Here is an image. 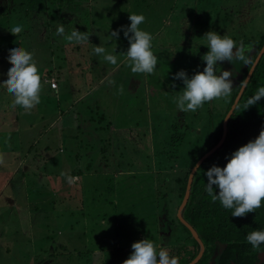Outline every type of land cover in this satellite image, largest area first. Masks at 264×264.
I'll use <instances>...</instances> for the list:
<instances>
[{"label":"rangeland","instance_id":"rangeland-1","mask_svg":"<svg viewBox=\"0 0 264 264\" xmlns=\"http://www.w3.org/2000/svg\"><path fill=\"white\" fill-rule=\"evenodd\" d=\"M62 1L65 2L0 0V79L7 75L11 63L6 58L9 47L19 44L32 53L42 80L40 102L29 110L18 108L23 114L18 122H34L33 133L21 138L23 153L30 154L32 160L0 161V172L11 166L17 175L0 193V229L6 230L4 236L10 240V252L1 264H37L40 249L65 242L70 229L87 233V242L96 249L91 264L101 263L100 257L106 252L103 247L109 251L125 247L130 254L131 244L140 239L156 241L161 233L167 241L174 230L165 229L163 210L151 217V210H141L142 204L133 205L137 200L148 199L151 188H158L165 174L170 177V173L184 168V161L168 166L165 160L158 161V139L166 137V120L176 117L183 127L186 121L191 122L198 133L203 125L208 126L210 140L227 110L222 102L213 99L207 106L213 112L212 122L202 112L204 104L195 112L190 111V118L186 119L175 104L183 84L176 80L173 87V74L183 69L191 76L198 71L199 63L203 70L205 62L201 57L208 51L203 35L207 31L238 36L236 43L240 45L242 39L259 34L264 28V0L210 1L218 5L203 4L205 1L201 0ZM134 2H139V7ZM19 9H23L21 14ZM133 12L144 15L139 27L152 35V51L157 56L152 74L131 72L124 54L128 41L121 26L130 24L128 13ZM174 19L177 23L172 22ZM14 22H21L23 31L9 32L7 29ZM57 24H63L65 33L75 27L89 41L77 44L54 35ZM112 30H119L118 38L110 36ZM95 45L112 52L117 64L93 54ZM233 63L225 60L216 65L217 74L224 70L233 73L229 77L233 87L230 95L241 76ZM48 78L58 80L57 87L46 81ZM10 94L0 86L3 124L10 119ZM3 136L7 135L0 133V139ZM33 138H37L36 142ZM24 174L26 182L20 179ZM66 176L73 178L71 184ZM105 177L114 178L113 193L106 192L111 181ZM96 193H103L110 202L97 199ZM121 196L122 203L118 199ZM74 239L75 246L80 247L79 239ZM57 260L60 263L54 264H70L66 257Z\"/></svg>","mask_w":264,"mask_h":264},{"label":"trees","instance_id":"trees-1","mask_svg":"<svg viewBox=\"0 0 264 264\" xmlns=\"http://www.w3.org/2000/svg\"><path fill=\"white\" fill-rule=\"evenodd\" d=\"M64 2L61 0L59 4H63ZM14 9L16 8H13V12H16ZM19 11L21 14L23 9H19ZM27 15H29V11ZM27 22H29V25L30 21L27 20ZM243 37L245 38L246 35ZM238 38V36H235L232 39L237 41L240 39ZM241 41L244 45L249 46V63L243 65L242 62L234 61L233 65L238 66L237 73L241 74L235 90L228 99L215 98L216 101L222 102L227 110L222 116L220 124L212 138L210 140L207 139L208 126L203 125L201 132L198 133L199 131L193 130V123L186 121L183 127L176 117L169 116L166 120V128L163 130L166 137L164 140L160 139V137L158 139L157 158L158 161L165 160V166H168V164L172 165L174 161H184V168L178 173H170V177H168L169 173L165 174L167 176L164 182L159 181L158 188H151L153 192L148 199L144 200L142 198L140 201L137 200L133 203L135 206L142 204L141 210L144 208L151 210V217H157L158 211L161 210L162 212L163 210L164 219L169 222L168 226L167 221L166 225L164 224L166 226L165 229L169 230L170 228L174 232L172 234L170 232L171 236L167 241L163 239V234L161 233H159L160 236H158L156 241H152L157 251L163 248V250L168 252L170 257H177L178 264L189 263L200 252V243L193 236L191 230L178 217V209L186 194L190 172L197 161L222 138L224 119L233 105L250 68L264 46V28L259 34L255 33L252 36H247V38ZM199 65L200 63L197 64L198 71H202ZM262 85H264V52L230 116L228 133L224 143L201 163L192 181L190 196L182 214L197 230L205 245V251L201 259L195 264H264V244L257 249H253L245 240L248 232L264 228V201H262L260 208L244 216L233 217L231 216V210L224 209L219 201L212 202L204 190V185L207 183V177L204 175V172L213 165L223 167L227 162V156L239 146L258 136L261 128L264 127V97L255 104L250 105L247 109H243L247 98L252 96L257 88ZM204 106L202 107V112L206 113L207 120L210 119L212 122L213 112L210 107H207L208 102H205ZM188 113L190 111L184 112L186 119L190 118ZM47 147L48 149L51 148L50 146ZM81 172L82 170L80 169L78 174ZM106 178L111 181V186L105 190L107 193H113L115 188V184L113 183L114 178ZM118 180L121 181V179ZM214 191H218L215 186ZM98 196H101V198H98ZM95 197L101 200L107 199L103 193H96ZM123 198L124 196L118 198L120 199V203L124 202L122 201ZM107 201L110 202L108 199ZM165 211L167 212V217L165 216ZM86 235L85 231L79 233H75L72 229L66 231L65 242L61 241V243H55V245L52 244L46 249L44 247L40 249L41 251L39 250V255L36 256L38 257L37 264H54L55 261H58L59 257L60 259L66 257L70 264L73 262H76V264H91L93 261L92 254H96V249L89 245ZM46 236L49 239L52 238L49 232L46 233ZM74 237L78 238L81 242L80 247L75 246L76 239L72 240ZM106 249V247L102 248V251L106 252L102 253L103 256L100 257V264L122 263L129 255L125 247H117L110 251ZM42 255L44 258L41 257Z\"/></svg>","mask_w":264,"mask_h":264},{"label":"clouds","instance_id":"clouds-1","mask_svg":"<svg viewBox=\"0 0 264 264\" xmlns=\"http://www.w3.org/2000/svg\"><path fill=\"white\" fill-rule=\"evenodd\" d=\"M128 14L130 24L121 26V30L128 41L124 54L130 70L133 73L152 74L157 67V56L152 51V35L139 27L145 17L142 13ZM22 28L21 22H14L7 30L15 34ZM54 35L63 36L65 40L77 44L89 41L88 36L75 27L65 33L63 24H57ZM110 36L118 38L119 30H112ZM203 36L208 49L201 57L205 62L203 70L191 76L183 69L173 74L172 86L175 87L176 80L182 81L183 84L180 94L175 97L176 108L180 112H195L205 102L230 95L233 87L229 77L233 73L224 70L217 74L218 61H239L243 65L249 63V46L237 45L231 37L212 30ZM92 52L109 64H117V57L101 45H95ZM6 58L11 63L6 69L7 75L0 79V86H4L12 94L14 106L29 110L40 102L41 89L40 75L32 53L19 44H13L9 47ZM108 83L111 84L112 81L109 80ZM243 83L246 84V81ZM262 97L264 85L259 86L255 93L247 98L243 109L255 104ZM226 160L223 167L213 165L204 172L207 177L204 190L212 202L219 201L224 209L231 210V216L241 217L260 208L264 201V127L258 136L239 146ZM65 178L69 184L72 183L71 176ZM214 186L218 191H214ZM245 240L253 249L259 248L264 244V228L248 232ZM131 249L122 264H178L177 257H170L163 248L157 251L154 242L149 238L133 242Z\"/></svg>","mask_w":264,"mask_h":264},{"label":"crops","instance_id":"crops-1","mask_svg":"<svg viewBox=\"0 0 264 264\" xmlns=\"http://www.w3.org/2000/svg\"><path fill=\"white\" fill-rule=\"evenodd\" d=\"M201 1H205L203 4H209V3H211L213 5H218L217 2H214V1L213 2H210L212 0H201ZM134 4L136 6H138V7L140 5L139 2H134ZM143 4H144V2H143ZM138 7H136V8H138ZM148 8L150 9V6H148ZM152 14L153 13H151V15ZM172 22H176L177 23V20L174 19ZM194 27H196V26H194ZM46 30H48L47 27H46ZM193 30L194 29H190L188 31L193 32ZM46 81H43V82L47 84ZM41 82H42V80H40V83ZM10 95H11L10 96V101L12 103V101H13L14 98H13L12 94H10ZM11 107H12L11 108V112H8V114H7V115H10V119L7 118L8 121L5 122L6 124H3V123L0 122V133L7 135V136H3L0 139V144H1V141L3 140V144L0 145L1 146V148H0V161L5 160V158L6 159L12 158V159L17 160V161H27V160H29V158H30L31 155L30 154H24L23 153V146H21V143H22L21 142L22 141L21 138L25 134H31V133H33V130H34V122L27 121L25 124H22L21 122H18L17 120H19L20 115H23V114H20V112L18 111V108H19L18 105L14 106L13 104H11ZM16 111H18V112H16ZM18 137H19V140H17ZM36 140H37V138H33V141L36 142ZM10 143L11 144H16V145L14 147L10 148V146H9ZM46 146H48V145L46 144ZM17 151H20V154H17ZM20 155H23V156H20ZM31 160H32V157L30 158L29 161H31ZM20 163H22V162H20ZM5 168H6L5 170H3L2 172H0L1 173L0 174V193H2V192L4 193V191L6 190V188H8L10 186V182L13 181V178H16V176H17L16 173L14 172L13 168H11V166H5ZM20 179L26 182L27 175L24 174ZM18 209H21V207H18ZM2 220H3V218L0 217V224H1V221ZM4 227H7V222L6 221H5ZM5 232H6V230L0 229V264L2 262H5L6 261L5 255L6 254H9V252H10V246H9V241L10 240H8L6 238V236H4L5 235ZM3 248H4V250H2Z\"/></svg>","mask_w":264,"mask_h":264},{"label":"water","instance_id":"water-1","mask_svg":"<svg viewBox=\"0 0 264 264\" xmlns=\"http://www.w3.org/2000/svg\"><path fill=\"white\" fill-rule=\"evenodd\" d=\"M264 52V46L263 48L261 49L260 53L258 54L257 58L255 59L252 67L250 68L249 72H248V75L247 77L245 78L244 81H246V84L243 83L242 84V87L233 103V105L231 106L230 108V112H229V115H226L225 119H224V123H223V135H222V138L220 139V141L214 146L212 147L208 152H206L196 163V165L192 168L191 172H190V175H189V180H188V186H187V190H186V194L184 196V199L178 209V217L179 219L191 230L193 236L197 239V241L200 243V252L198 253V255L192 260L190 261L189 263L187 264H195L197 263L204 251H205V245H204V242L202 241L201 237L199 236L197 230L183 217V209L186 205V203L188 202V199H189V196H190V191H191V186H192V181H193V178H194V175L197 171V169L199 168V166L201 165V163L206 159L208 158L210 155H212L218 148H220L222 146V144L224 143L225 139H226V136H227V133H228V122H229V119H230V116L232 115L237 103L239 102L253 72H254V69L260 59V57L262 56ZM228 114V113H227Z\"/></svg>","mask_w":264,"mask_h":264},{"label":"built area","instance_id":"built-area-1","mask_svg":"<svg viewBox=\"0 0 264 264\" xmlns=\"http://www.w3.org/2000/svg\"><path fill=\"white\" fill-rule=\"evenodd\" d=\"M53 79H54V78H52V79H49V78H48V79H46V80H47V81L50 80L51 85L57 87V84H58V83H57V81H55V79H54V80H53ZM51 80H52V81H51Z\"/></svg>","mask_w":264,"mask_h":264}]
</instances>
